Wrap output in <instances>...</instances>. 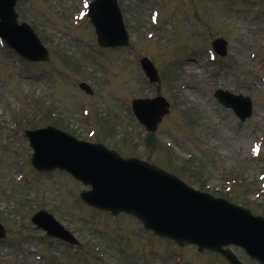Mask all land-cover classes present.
Here are the masks:
<instances>
[{"label":"rangeland","instance_id":"374dc122","mask_svg":"<svg viewBox=\"0 0 264 264\" xmlns=\"http://www.w3.org/2000/svg\"><path fill=\"white\" fill-rule=\"evenodd\" d=\"M120 4L130 42L109 50L95 45L87 19L73 27L72 15L81 0L17 3L19 19L34 26L51 57L46 63L27 64L0 50V119L14 124L0 123V221L7 231L0 243V264H226L214 253L195 254L192 247L172 254V242L161 245L160 239L155 253L135 219L121 214L108 222L104 213L80 201L83 186L69 175L33 170L31 149L21 133L26 120L40 115L46 119L44 109L56 111L74 132L78 127L76 135L83 139L103 141L125 156L147 159L189 184L208 186L264 214L258 178L264 173V0H120ZM152 9L159 11L157 25L149 22ZM174 27L179 32L174 34ZM219 36L227 41V53L211 61L207 49ZM145 54L158 68L155 83L147 81L138 64ZM185 57L193 60L187 66L181 61ZM82 80L93 86L90 96L77 92ZM217 87L250 96L253 114L241 122L213 97ZM154 94L164 96L170 108L155 132L156 151L146 153L144 131L131 113L130 101ZM83 103L98 113L83 115ZM259 139L263 148L254 157L247 145ZM226 180L232 182L229 190ZM39 209L70 229L78 248L45 238L30 220Z\"/></svg>","mask_w":264,"mask_h":264},{"label":"water","instance_id":"95a60500","mask_svg":"<svg viewBox=\"0 0 264 264\" xmlns=\"http://www.w3.org/2000/svg\"><path fill=\"white\" fill-rule=\"evenodd\" d=\"M12 5L13 0H0V34L24 56L41 58L30 31L14 25ZM89 15L97 27L101 44L123 42L113 0H97ZM234 107L242 118L248 113ZM158 118L150 117L148 123ZM63 136L62 141H54L42 131L30 133L34 163L40 169L66 168L91 184L92 191L82 197L90 204L114 213L121 210L133 213L148 228L179 243L195 242L200 249L217 251H222L223 245L234 243L264 262V220L260 217H252L246 210L222 199L197 193L173 176L143 162L122 160L99 145L75 142ZM64 146H68L69 151L59 153Z\"/></svg>","mask_w":264,"mask_h":264},{"label":"bare ground","instance_id":"6f19581e","mask_svg":"<svg viewBox=\"0 0 264 264\" xmlns=\"http://www.w3.org/2000/svg\"><path fill=\"white\" fill-rule=\"evenodd\" d=\"M190 60V59H189Z\"/></svg>","mask_w":264,"mask_h":264}]
</instances>
